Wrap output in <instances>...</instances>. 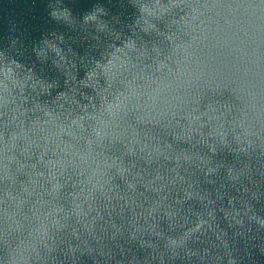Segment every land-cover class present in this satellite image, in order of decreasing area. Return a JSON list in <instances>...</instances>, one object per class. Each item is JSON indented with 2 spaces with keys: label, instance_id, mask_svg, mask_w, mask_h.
<instances>
[{
  "label": "water",
  "instance_id": "1",
  "mask_svg": "<svg viewBox=\"0 0 264 264\" xmlns=\"http://www.w3.org/2000/svg\"><path fill=\"white\" fill-rule=\"evenodd\" d=\"M0 264H264V0H0Z\"/></svg>",
  "mask_w": 264,
  "mask_h": 264
}]
</instances>
